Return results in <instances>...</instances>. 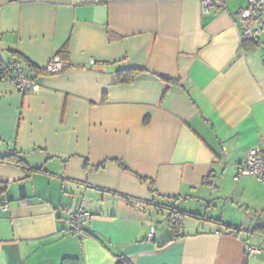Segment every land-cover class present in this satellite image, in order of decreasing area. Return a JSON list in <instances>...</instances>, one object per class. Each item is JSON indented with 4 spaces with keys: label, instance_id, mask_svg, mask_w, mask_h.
Segmentation results:
<instances>
[{
    "label": "crops",
    "instance_id": "0c3cea01",
    "mask_svg": "<svg viewBox=\"0 0 264 264\" xmlns=\"http://www.w3.org/2000/svg\"><path fill=\"white\" fill-rule=\"evenodd\" d=\"M245 7L0 0V61L18 52L43 68L65 49L66 64L34 93L0 82V157L15 151L26 164H0V264H264V235L253 231L264 214L247 222L238 209L256 200L264 211V182L234 180L264 146L263 52L241 45ZM130 68L143 72L119 84L116 72ZM220 181L233 182L234 211L216 216L207 199ZM65 208L90 215L82 230L68 229ZM170 209L186 214L179 239Z\"/></svg>",
    "mask_w": 264,
    "mask_h": 264
},
{
    "label": "built area",
    "instance_id": "2783aa9c",
    "mask_svg": "<svg viewBox=\"0 0 264 264\" xmlns=\"http://www.w3.org/2000/svg\"><path fill=\"white\" fill-rule=\"evenodd\" d=\"M226 1L228 0H199V3L202 13L205 14L210 10L224 7ZM236 17L240 42L250 41L264 47V0H246V7L239 10ZM65 67L66 64L55 56L43 67V71L50 75H57ZM10 68L12 72L9 76L6 75L3 78L4 80H2L0 72V82H4L22 94L34 93L39 90L37 80L34 81L29 78L27 70L20 62L16 61L10 65ZM248 176L264 182V146L247 152L242 162L237 166L234 180L237 181L240 177ZM0 209L4 211L6 205L3 204ZM63 212L65 214V223L72 232L82 230L84 223L90 218L88 213L73 211L70 208H65ZM258 253V249H248L250 256H255Z\"/></svg>",
    "mask_w": 264,
    "mask_h": 264
},
{
    "label": "trees",
    "instance_id": "16d2710c",
    "mask_svg": "<svg viewBox=\"0 0 264 264\" xmlns=\"http://www.w3.org/2000/svg\"><path fill=\"white\" fill-rule=\"evenodd\" d=\"M241 45H242V47L244 49L253 48V47H259L256 43L250 42V41H244ZM64 51H65V49H62L61 51H59L56 54V56L61 61H63V59L61 58V55H62V53H64ZM11 56L14 57L13 61H10V62H2V61H0V72L2 74V77H1L2 80H4L3 78H5L6 75H8V76L10 75V73L12 72V69L10 68V65L15 63L16 61L20 62L24 66V68L27 70L29 78H31L34 81L37 80L40 76L50 75V74L45 73L43 71V68H39V67L35 66L34 64H32L30 61H28L25 57H23L18 52H11ZM142 72L143 71L140 70V69H131V68L130 69H125V70H118L116 72L117 82L119 84H130ZM145 122H147V121L145 120ZM0 164H13V165H15L17 167H20V168H25V166H26L21 154L15 152V151H13V152H11V153H9L7 155L1 156L0 157ZM119 166L122 169L126 170L124 165L119 164ZM103 167H104V164H101V165H99L97 167V169L98 168H103ZM39 170L40 169H34L33 171H37L38 172ZM142 180H145V179H142ZM6 189H7V186L5 184H1L0 185V208L4 204L2 202L1 198L5 194ZM151 193L153 194L154 192L151 190ZM185 215H186L185 213L178 212L175 209H170V212H169L168 217H167V224H168V227H169V229L171 231V234L173 235L172 236L173 237L172 240L173 239H179V238L182 237L181 231H182V228H183V219H184ZM189 216L193 217V218H197V219L205 218V217H202V216H200L198 214H192V213L189 214ZM206 219L209 220L208 218H206ZM214 222L216 224L222 226V227H225L227 230H230V231L236 232V231L240 230L238 227H232V226L223 224L221 222V220H219V219L214 220ZM253 231H256L257 233L264 235V227H262V226L255 227ZM61 264H78V260L76 258H64L61 261ZM117 264H129V263L126 260H121Z\"/></svg>",
    "mask_w": 264,
    "mask_h": 264
},
{
    "label": "rangeland",
    "instance_id": "374dc122",
    "mask_svg": "<svg viewBox=\"0 0 264 264\" xmlns=\"http://www.w3.org/2000/svg\"><path fill=\"white\" fill-rule=\"evenodd\" d=\"M255 51L263 52L264 47L262 45H260L259 47H257V49H255ZM232 183L233 182H230V183L226 182L223 184L221 181L218 182L217 189H214L211 192L212 199L210 197H209V199H207V201H209L213 204V207L211 206V208L209 210L212 213H214L216 216H218V214L222 213L223 211H225L226 214L229 213V211H234V210L228 209V207L231 206L232 204L230 202H227L228 198L225 197V196H228V193H230L231 188H232ZM245 196H247V194ZM247 197H244V198H247ZM253 202L255 203V205L251 206V205L246 204L249 208L238 206V209H241L242 215H243L244 219L247 220V222L250 221V219L257 221L259 218H261L262 214H264V211H262L259 203L256 200H254ZM188 203H191V202H188ZM192 203L193 204L189 205V206H191V208H194L198 205L197 202H192ZM246 205L244 204V206H246ZM205 206H206V203L204 204V207ZM233 206H234V204H233ZM155 218L157 219L156 224H157V227L159 228V230H162L163 225H165V227H166V223L164 221V219H165L164 215L157 214L155 216ZM187 222L197 224V222H195L194 220H190V219H187Z\"/></svg>",
    "mask_w": 264,
    "mask_h": 264
}]
</instances>
